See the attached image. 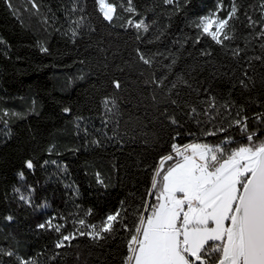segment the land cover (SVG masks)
<instances>
[{
  "label": "trees",
  "instance_id": "16d2710c",
  "mask_svg": "<svg viewBox=\"0 0 264 264\" xmlns=\"http://www.w3.org/2000/svg\"><path fill=\"white\" fill-rule=\"evenodd\" d=\"M108 2L112 21L97 0H0V264H125L124 225L172 144L264 140V0H235L222 45L198 20L233 0ZM117 212L113 233L88 235Z\"/></svg>",
  "mask_w": 264,
  "mask_h": 264
},
{
  "label": "snow or ice",
  "instance_id": "6c2138e0",
  "mask_svg": "<svg viewBox=\"0 0 264 264\" xmlns=\"http://www.w3.org/2000/svg\"><path fill=\"white\" fill-rule=\"evenodd\" d=\"M172 2L164 0L166 4ZM97 3L103 18L112 21L116 6L108 0ZM261 9L264 10V3ZM238 12L233 0L226 17L213 13L203 17L199 27L216 44L222 45L234 39L227 29L232 27L231 21L238 19ZM248 21V26L254 27L256 22L251 17ZM135 27L147 31L143 21ZM259 36L264 38V28ZM140 59L145 64L151 63L143 55ZM114 85L120 87L119 82ZM234 124L242 125V121L235 120ZM241 132H247L246 124ZM255 136L256 133L248 134L247 144L232 148L228 147L234 143L232 137L216 145L172 144L174 155L161 157L152 178L149 195L155 197V203L144 205L134 228L124 225L130 232L125 264H264V140L254 142ZM169 161L174 163L165 168ZM26 166L33 168L32 161H27ZM79 223L85 225L84 220ZM122 223L119 212L110 214L99 227L91 225L88 235L94 240L103 239V234L113 233ZM55 230L59 232L60 227L56 226ZM74 238L65 235L63 241ZM63 241L56 247H63ZM21 264L33 262L21 261Z\"/></svg>",
  "mask_w": 264,
  "mask_h": 264
},
{
  "label": "rangeland",
  "instance_id": "374dc122",
  "mask_svg": "<svg viewBox=\"0 0 264 264\" xmlns=\"http://www.w3.org/2000/svg\"><path fill=\"white\" fill-rule=\"evenodd\" d=\"M99 6V5H98ZM230 10V9H229ZM228 10V11H229ZM224 10H223V8H222V6H221V3L219 2V3H217V6H216V8H215V10H210V11H208V12H206V13H204L203 15H201L200 17H199V20H198V23H199V25H200V22H201V19L203 18V17H207V16H210L211 14H213V13H215V14H217L218 16H220L221 18H223V17H226L227 16V14H228V11H226V14L223 16L222 15V12H223ZM103 15V14H102ZM201 28V27H200ZM213 31L215 30V27L213 26V29H212ZM192 143H201V142H199V141H197V140H193V141H191V142H189V143H187V144H192ZM182 147V146H181ZM174 163V162H173ZM171 165V164H170ZM169 165V166H170ZM168 167V166H167ZM166 167V168H167ZM152 203H155V197L153 198V202ZM145 214H147V213H145Z\"/></svg>",
  "mask_w": 264,
  "mask_h": 264
}]
</instances>
